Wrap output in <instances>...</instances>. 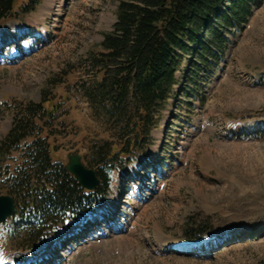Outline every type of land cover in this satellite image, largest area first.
Segmentation results:
<instances>
[{
    "label": "rangeland",
    "instance_id": "1",
    "mask_svg": "<svg viewBox=\"0 0 264 264\" xmlns=\"http://www.w3.org/2000/svg\"><path fill=\"white\" fill-rule=\"evenodd\" d=\"M119 3L16 1L0 23V140L18 110L46 96L53 115L39 138L53 160L65 166L76 154L95 170L89 148L112 136L78 90L92 84L87 58L101 50ZM226 37L223 58L185 62L144 154L113 175L91 211L44 224L32 249L13 218L0 225V264H264V0ZM197 224L208 234L187 243Z\"/></svg>",
    "mask_w": 264,
    "mask_h": 264
},
{
    "label": "trees",
    "instance_id": "2",
    "mask_svg": "<svg viewBox=\"0 0 264 264\" xmlns=\"http://www.w3.org/2000/svg\"><path fill=\"white\" fill-rule=\"evenodd\" d=\"M16 1L0 0V23L14 17ZM37 1L31 0L34 5ZM256 3L120 0L116 21L112 31L103 35L101 50L88 55L92 84L78 90L112 136L89 148V166L99 180L92 192L83 190L65 166L53 160L49 144L39 138L44 119L53 115L44 106L50 99L45 96L13 115L0 140V168L18 150L23 152L22 162L13 172L5 168L0 176L17 209L14 227H23L28 249L43 242L44 224L75 221L101 201L113 175L144 154L162 111L175 98L185 62L194 58L200 68L209 59L223 58L226 33L245 25ZM200 224L197 231L186 233L187 243L208 234L206 224Z\"/></svg>",
    "mask_w": 264,
    "mask_h": 264
},
{
    "label": "water",
    "instance_id": "3",
    "mask_svg": "<svg viewBox=\"0 0 264 264\" xmlns=\"http://www.w3.org/2000/svg\"><path fill=\"white\" fill-rule=\"evenodd\" d=\"M65 169L83 190L92 192L97 188L99 180L95 171L86 168L82 164L79 155L67 156ZM16 214L17 211L13 199L10 196H0V225Z\"/></svg>",
    "mask_w": 264,
    "mask_h": 264
},
{
    "label": "bare ground",
    "instance_id": "4",
    "mask_svg": "<svg viewBox=\"0 0 264 264\" xmlns=\"http://www.w3.org/2000/svg\"><path fill=\"white\" fill-rule=\"evenodd\" d=\"M16 37H17V36H15L13 39H16ZM14 43H15V42H14ZM12 55H13V52H11V56H10V57H12ZM19 56H20V55H19ZM19 56H18V57H19ZM15 58H17V57H15ZM207 241H208V240H207ZM207 241L204 242L205 247H206ZM199 247H200V246H199ZM191 248H193V249L195 248V249H196L197 247H191ZM187 249H188V248H187Z\"/></svg>",
    "mask_w": 264,
    "mask_h": 264
}]
</instances>
